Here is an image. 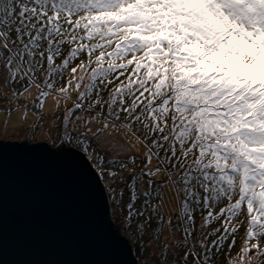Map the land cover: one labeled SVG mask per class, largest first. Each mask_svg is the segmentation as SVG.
I'll list each match as a JSON object with an SVG mask.
<instances>
[{"label":"snow or ice","instance_id":"obj_1","mask_svg":"<svg viewBox=\"0 0 264 264\" xmlns=\"http://www.w3.org/2000/svg\"><path fill=\"white\" fill-rule=\"evenodd\" d=\"M8 149L119 213L132 264H264V0H0Z\"/></svg>","mask_w":264,"mask_h":264},{"label":"water","instance_id":"obj_2","mask_svg":"<svg viewBox=\"0 0 264 264\" xmlns=\"http://www.w3.org/2000/svg\"><path fill=\"white\" fill-rule=\"evenodd\" d=\"M107 203L56 157L18 158L0 167V264H132L109 237ZM130 247V245L128 246Z\"/></svg>","mask_w":264,"mask_h":264},{"label":"rangeland","instance_id":"obj_3","mask_svg":"<svg viewBox=\"0 0 264 264\" xmlns=\"http://www.w3.org/2000/svg\"><path fill=\"white\" fill-rule=\"evenodd\" d=\"M49 101H51V97H49ZM118 216H119V213H117L115 216L111 215V220L115 221L116 224H118ZM133 251H134V256H135V249L133 248Z\"/></svg>","mask_w":264,"mask_h":264}]
</instances>
